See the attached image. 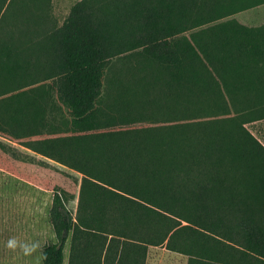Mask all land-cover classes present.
Returning <instances> with one entry per match:
<instances>
[{
	"label": "trees",
	"instance_id": "1",
	"mask_svg": "<svg viewBox=\"0 0 264 264\" xmlns=\"http://www.w3.org/2000/svg\"><path fill=\"white\" fill-rule=\"evenodd\" d=\"M262 4L80 0L58 26L52 0H0V137L79 174L0 140L54 194L44 264L68 242V264L264 263V24L237 18Z\"/></svg>",
	"mask_w": 264,
	"mask_h": 264
},
{
	"label": "rangeland",
	"instance_id": "2",
	"mask_svg": "<svg viewBox=\"0 0 264 264\" xmlns=\"http://www.w3.org/2000/svg\"><path fill=\"white\" fill-rule=\"evenodd\" d=\"M80 0H52V13L58 26L63 25L69 16L71 8ZM237 18L250 25L264 24V4L253 7L237 14ZM11 21L2 23L8 28ZM56 102H58L56 100ZM60 105L62 103L59 101ZM60 115V114H59ZM246 127L264 143V120L250 122ZM39 136V135H37ZM0 140L9 143L22 153L36 157L75 175L62 164L35 151L12 143L0 137ZM53 192L29 182L9 171L0 168V264H28L32 258L23 257L17 250L12 252L5 247L10 237H17L22 241L40 240L42 245L54 241L55 234L51 223L50 211L53 205ZM76 207V203H72ZM70 242L64 251V264L69 263ZM186 255L168 250L165 246L149 247L146 264H187Z\"/></svg>",
	"mask_w": 264,
	"mask_h": 264
},
{
	"label": "clouds",
	"instance_id": "3",
	"mask_svg": "<svg viewBox=\"0 0 264 264\" xmlns=\"http://www.w3.org/2000/svg\"><path fill=\"white\" fill-rule=\"evenodd\" d=\"M5 247L16 252L17 250L26 258H32L28 261V264H44V261L48 259L47 255L44 254L40 240L22 241L17 237H10L7 239Z\"/></svg>",
	"mask_w": 264,
	"mask_h": 264
},
{
	"label": "crops",
	"instance_id": "4",
	"mask_svg": "<svg viewBox=\"0 0 264 264\" xmlns=\"http://www.w3.org/2000/svg\"><path fill=\"white\" fill-rule=\"evenodd\" d=\"M262 264H264V263H262Z\"/></svg>",
	"mask_w": 264,
	"mask_h": 264
}]
</instances>
